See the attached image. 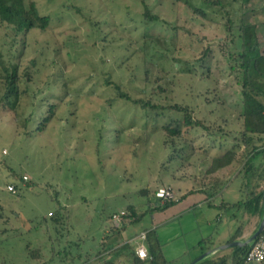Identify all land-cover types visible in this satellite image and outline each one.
<instances>
[{
  "label": "rangeland",
  "instance_id": "obj_1",
  "mask_svg": "<svg viewBox=\"0 0 264 264\" xmlns=\"http://www.w3.org/2000/svg\"><path fill=\"white\" fill-rule=\"evenodd\" d=\"M35 2L52 28L32 29L20 58L22 33L14 34L11 25L0 22V81L2 66L19 58L24 89L18 115L0 107V264H42L45 259L47 264H98L103 234L115 231L110 215L124 212L128 204L138 212L146 208L141 188L152 195L159 187H170L175 195L177 190L208 188L215 179L225 181L238 172L237 162L220 176L204 172L209 154L219 148L243 150L240 83L229 73L225 52L239 47L238 31L233 27L229 32L220 14L207 9L215 19H205L175 0ZM144 3L156 20H143ZM245 17L258 22L264 47V0H250ZM207 47L210 54L203 65L198 59ZM106 79L121 84L133 98L186 105L207 127L194 126L187 138L209 151L192 150L183 137L169 142L162 130H155V118L132 102L114 98ZM64 90L56 118L42 132L27 136L19 125L23 119L29 118L28 126L34 127L48 100H57ZM159 118L158 124L168 119ZM174 147L183 149L175 153ZM12 171L27 176L14 193L7 190L15 181ZM240 182L239 176L232 177L223 195L215 194L202 206L211 221L222 215L218 223L208 226L200 220L198 231L164 240L169 258L199 235L217 239V233L244 220L242 204L243 210L218 206L222 200H238ZM50 214L62 217L58 230ZM150 219L151 212H146L131 228L139 231ZM185 220L190 226L191 219ZM135 238L128 239L133 247ZM114 253L105 256L116 264L127 263L125 256Z\"/></svg>",
  "mask_w": 264,
  "mask_h": 264
},
{
  "label": "trees",
  "instance_id": "obj_2",
  "mask_svg": "<svg viewBox=\"0 0 264 264\" xmlns=\"http://www.w3.org/2000/svg\"><path fill=\"white\" fill-rule=\"evenodd\" d=\"M175 1L183 3L193 13L205 19H215L209 16L207 9L213 13L220 14L221 17L225 18L223 23L229 32L233 27L238 31L240 40L239 47L237 49L227 48L225 52L227 53L226 57L228 59L229 73L236 76L240 83L242 102L240 108V115L242 116L240 138L243 143V150L238 152V150H235V146L224 149L219 148L214 154H209V164L204 172L205 176H208L229 166L233 162H237L239 164V170L238 172L235 171L233 177L237 175L242 179V192L244 194L243 198L239 200L237 204H242L247 214L257 215L258 218H261L263 211L262 190L264 187V47H261L259 42L257 32L258 22L245 17V7L250 0H199V4H195L194 0ZM142 17L146 22L157 19V16L150 12L145 3L143 4ZM0 22L11 25L14 34L22 33V49L19 53V58L23 53L26 37L32 29L47 31L52 28L49 25V17L40 15L37 12L35 0H28V2L25 0H0ZM150 37L152 36L148 35L147 38ZM231 41L233 42L232 38ZM209 54L210 48L207 47L202 51V55L198 61H202L203 65L206 64L205 59ZM19 58L17 62L2 66L3 74L2 80L0 81V107L5 111H12L15 116L18 115L17 110L20 107V97L24 93V89L20 87L22 79L21 75L18 73ZM27 77L28 79L31 78L29 74ZM66 83L67 82L64 81L62 83L63 86H65ZM104 83L111 86L115 95L114 98L132 102L140 106L145 116L155 118L157 123V128L155 130H162L169 142L171 141L175 144V138L183 137L184 139H188L187 141L190 142L192 150L204 148V150H199L203 153L205 150L209 149L204 147L201 143H197L196 139L193 137L187 138L194 126L207 127L204 126L200 120L192 117V112L186 105L174 103L172 105L162 106L158 103L151 102L144 96L136 98L131 97L122 91L121 84L115 83L112 80L106 79ZM69 87L67 89H69ZM66 94L67 90H64L62 95L58 96L57 100H48L46 109L41 113L34 127L28 126L29 124L27 121L29 118L25 117L19 124L24 129L23 132L30 137L33 136L35 131L40 133L47 128L53 119L56 118L58 107L61 105ZM169 113H171L174 118ZM174 114L176 115L174 116ZM164 115H166L168 119L158 124V118ZM176 149L177 148L174 147V152L180 153L183 148ZM174 155L170 154L169 157L172 159ZM12 178L15 180V187L18 188V183L23 181L22 175L12 171ZM225 183L226 182L220 179H215L213 182H210L208 187L209 193L207 192V194H209V196L219 194L223 186L226 185ZM139 193L147 197L146 208L138 212L131 204L126 205L125 211L121 215V225L120 227H115V231H120L126 224L141 219L146 212L163 210L165 207L175 202V200L160 202V200L155 197L154 193H152V195L148 194V191L144 188H141ZM52 214H50V218L54 224L53 228L57 229L62 226L63 219L61 216ZM237 234L238 231H235L228 239V242L233 241ZM209 240L210 238L208 237L202 238L195 247H198L200 252L203 253L206 248L210 247H207V241ZM162 245L154 229H145L147 257H138L135 253V249L128 243H123L119 247H111L109 252L112 251L115 253L117 252L116 254H123L127 259L126 264H187L191 261V259L186 256V252L174 258H167L163 253ZM248 247L249 244L242 247L234 246L230 253H214L204 257L195 264H228V261H231V264H244ZM67 253L68 251L65 249L64 255H68ZM64 264L69 263L64 262ZM98 264H116V262L113 258H108L102 259Z\"/></svg>",
  "mask_w": 264,
  "mask_h": 264
},
{
  "label": "crops",
  "instance_id": "obj_3",
  "mask_svg": "<svg viewBox=\"0 0 264 264\" xmlns=\"http://www.w3.org/2000/svg\"><path fill=\"white\" fill-rule=\"evenodd\" d=\"M225 168H227V167H225ZM225 168L220 169L216 173H218V175L220 176L224 172L223 169H225ZM229 170H227V171H229ZM231 176L233 177V174ZM236 177H238V176L236 175ZM231 178H228L227 180H225L223 182H228ZM242 182L243 181L241 179L239 190H238V193L240 194L238 200L236 202L235 201L229 202L227 200H222V202L220 204H218L219 208L223 207V209H224L225 206H228V207L233 206L232 208H237L238 210H241L243 208L241 204H239V205L237 204V202H239V200H241L244 196V194L242 192ZM225 190L226 189L223 186V189L221 190V192H219V194L217 196L223 195ZM208 191H209L208 188H205V186H203V185L198 186V187H194L192 189L190 188L188 190H177L175 193V202H173L169 206L165 207L163 210L152 211L151 212V219L149 220V224H148V226L144 227L143 229L136 231L134 228H131V223H130V224H126L124 226V228L121 229L120 231L115 232L113 229L111 232H105L103 234L104 239L102 242L103 250L105 252L102 251L99 256H101V259L102 258L108 259L105 256V253L107 254V252H109V249L111 247H113V248L119 247L123 243H128L130 245V243L128 242L129 241L128 239L132 238L133 240L134 239L136 240L135 236H138L141 232L145 231V229H154L156 232L157 238L163 244L162 250H163L164 255L167 258H169L166 255V253L164 252L165 241H167L168 239H171L173 237L183 238L189 234L194 233L195 231H198L199 227H200V220L202 221L203 224L211 226L212 222L218 223V221L222 219V215L217 213L215 215V218H213L212 221L209 220V216L206 214L205 210L203 209L202 206L205 203L206 204H209V202L211 203L213 201L212 199L214 198L212 196L210 197L209 194H207ZM242 215H243L242 218H244V220L242 222H239V224L236 226L235 229L234 228L233 229L228 228L226 233H223V234L217 233L218 234L217 239H216V235H214V236H211V234L208 235V238H210V240L207 241V247L208 246H210V247L206 248L205 251L209 250V249L216 248V250L212 254H214V253H220L221 254V253H228V252L230 253L234 246L223 247L221 249H217V248L221 245L229 243L228 239L234 234L235 231H238V234L236 235V238L234 240H236V239L244 240L246 237H248L257 227L260 218H258L257 215L247 214V212L245 210L242 211ZM185 217H189L191 219L190 226H186ZM233 217L236 218V214L233 213ZM199 236L200 237L196 241H194V243H191L189 246L185 245V248L182 249L177 256L186 252V256H188L192 260L195 257H197L198 255H200L201 254L200 249L198 247H195V246L199 242V240H201L202 238H206L207 236H202V235H199ZM115 237H117V239H116L117 241L122 240V242H120L119 245L118 244L113 245L117 241L110 242L112 240V238H115ZM137 242H135L136 245H137ZM131 247H133V246H131ZM135 247H133V248L135 249ZM191 248H193V249H191ZM190 250L191 251L195 250L194 254L191 252L192 256L190 255ZM116 253H114V254L117 255V257H120L119 255L124 256L123 254H116ZM48 261L49 260L45 259L42 262V264H44V263L47 264ZM84 264H86V263H84ZM228 264H231V261H228ZM244 264H249V263L244 262Z\"/></svg>",
  "mask_w": 264,
  "mask_h": 264
},
{
  "label": "built area",
  "instance_id": "obj_4",
  "mask_svg": "<svg viewBox=\"0 0 264 264\" xmlns=\"http://www.w3.org/2000/svg\"><path fill=\"white\" fill-rule=\"evenodd\" d=\"M23 179H27V176H23ZM7 190L10 192H16L17 188L14 183L7 184ZM155 197L164 202L166 200H175V195L170 187H159L155 190ZM124 212L113 214L111 220L115 227H120L121 225V215ZM138 242L135 247V253L140 258L147 257V250L145 246V231L138 235ZM245 263L253 264H264V231L254 240L249 243V247L245 254Z\"/></svg>",
  "mask_w": 264,
  "mask_h": 264
},
{
  "label": "water",
  "instance_id": "obj_5",
  "mask_svg": "<svg viewBox=\"0 0 264 264\" xmlns=\"http://www.w3.org/2000/svg\"><path fill=\"white\" fill-rule=\"evenodd\" d=\"M262 192H263V200H262V210L263 211H262V215H261V218L259 220V223H258L257 227L255 228V230L248 237H246L244 240L236 239V240H233L227 244L219 246L217 249H221L223 247H232V246L242 247L244 245L249 244L252 240H254L256 237H258L263 232V230H264V187H263ZM215 250H216V248L206 250L203 253H201L200 255H198L197 257H195L194 259H192L187 264H195L198 261H200L201 259H203L204 257L211 255Z\"/></svg>",
  "mask_w": 264,
  "mask_h": 264
}]
</instances>
